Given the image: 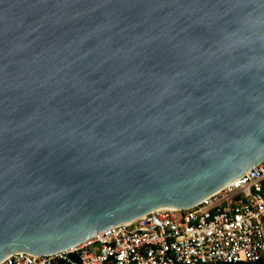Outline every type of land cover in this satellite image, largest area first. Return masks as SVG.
Segmentation results:
<instances>
[{
    "label": "water",
    "instance_id": "95a60500",
    "mask_svg": "<svg viewBox=\"0 0 264 264\" xmlns=\"http://www.w3.org/2000/svg\"><path fill=\"white\" fill-rule=\"evenodd\" d=\"M263 159L264 0H0V261Z\"/></svg>",
    "mask_w": 264,
    "mask_h": 264
},
{
    "label": "built area",
    "instance_id": "2783aa9c",
    "mask_svg": "<svg viewBox=\"0 0 264 264\" xmlns=\"http://www.w3.org/2000/svg\"><path fill=\"white\" fill-rule=\"evenodd\" d=\"M264 259V159L191 207H161L48 255L0 264H217Z\"/></svg>",
    "mask_w": 264,
    "mask_h": 264
},
{
    "label": "trees",
    "instance_id": "16d2710c",
    "mask_svg": "<svg viewBox=\"0 0 264 264\" xmlns=\"http://www.w3.org/2000/svg\"><path fill=\"white\" fill-rule=\"evenodd\" d=\"M217 264H264V259L257 262H236V263H217Z\"/></svg>",
    "mask_w": 264,
    "mask_h": 264
},
{
    "label": "bare ground",
    "instance_id": "6f19581e",
    "mask_svg": "<svg viewBox=\"0 0 264 264\" xmlns=\"http://www.w3.org/2000/svg\"><path fill=\"white\" fill-rule=\"evenodd\" d=\"M159 209V208H158Z\"/></svg>",
    "mask_w": 264,
    "mask_h": 264
}]
</instances>
